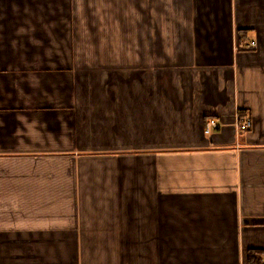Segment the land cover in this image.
<instances>
[{"label": "crops", "instance_id": "obj_1", "mask_svg": "<svg viewBox=\"0 0 264 264\" xmlns=\"http://www.w3.org/2000/svg\"><path fill=\"white\" fill-rule=\"evenodd\" d=\"M250 250L264 264V0H0V264Z\"/></svg>", "mask_w": 264, "mask_h": 264}, {"label": "built area", "instance_id": "obj_2", "mask_svg": "<svg viewBox=\"0 0 264 264\" xmlns=\"http://www.w3.org/2000/svg\"><path fill=\"white\" fill-rule=\"evenodd\" d=\"M249 122H245L243 127H248ZM218 127V123L214 119L207 120L205 124V133L209 134L213 129H216Z\"/></svg>", "mask_w": 264, "mask_h": 264}, {"label": "trees", "instance_id": "obj_3", "mask_svg": "<svg viewBox=\"0 0 264 264\" xmlns=\"http://www.w3.org/2000/svg\"><path fill=\"white\" fill-rule=\"evenodd\" d=\"M258 256L259 252L258 250H250L248 253V261L250 264H258Z\"/></svg>", "mask_w": 264, "mask_h": 264}]
</instances>
